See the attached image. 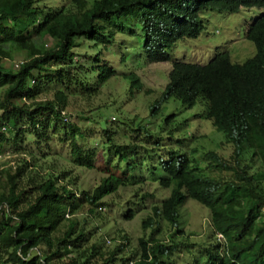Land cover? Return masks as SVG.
Returning a JSON list of instances; mask_svg holds the SVG:
<instances>
[{
	"label": "trees",
	"instance_id": "16d2710c",
	"mask_svg": "<svg viewBox=\"0 0 264 264\" xmlns=\"http://www.w3.org/2000/svg\"><path fill=\"white\" fill-rule=\"evenodd\" d=\"M57 1L0 0V155L9 148L25 156L15 168L0 170V264H178L183 254L192 260L186 264H264V0ZM243 9L261 11L245 31L256 48L254 57L234 63L223 52L206 65L172 60L170 51L178 42L198 39L207 30L204 12ZM127 17L142 24L148 64L172 61L169 82L151 106V116L157 118L171 99L197 108L195 117L224 135L219 147L214 144L202 154L200 148L195 154L166 148L151 128L136 124L137 117L106 116L111 106L92 117L76 116L95 122L100 131L72 121L71 96L91 100L119 79L118 70L101 59L102 51L89 57V69L75 51L78 41L89 50L103 46L109 51L116 20ZM45 38L53 44L45 45ZM19 54L25 59L18 69L5 65ZM121 60L124 64L127 58ZM121 79L131 80L132 93L144 88L138 75L125 71ZM174 118L167 116L165 126ZM120 122L129 132L123 138L117 137ZM61 126L60 141L70 144L74 162L103 174L94 188L82 189L69 169L45 170L34 151L22 153L28 135L49 140ZM90 140L98 151L86 150ZM148 184L170 195L149 209L145 202L155 195L136 191L138 209L125 218L144 212L142 229H152L153 235L140 238L136 248L127 235L116 236L113 244H119L106 251L97 241L102 232L109 237L106 200L121 189ZM188 200L209 210L214 241L201 259L179 226L180 208ZM161 221L174 229L167 240L155 237ZM218 235L224 241H217Z\"/></svg>",
	"mask_w": 264,
	"mask_h": 264
},
{
	"label": "rangeland",
	"instance_id": "374dc122",
	"mask_svg": "<svg viewBox=\"0 0 264 264\" xmlns=\"http://www.w3.org/2000/svg\"><path fill=\"white\" fill-rule=\"evenodd\" d=\"M43 1L47 5H55V0ZM60 1H57V3H60ZM88 1L91 4L94 0ZM260 15L261 11L258 9H243L236 14L211 10L204 12L202 18L207 22V30L198 39H186L178 42L170 51L172 60L206 65L218 53L228 52L234 63L246 62L256 55L255 46L245 38L246 26L252 24ZM116 25L118 32L115 41L108 45L109 51H106L103 46H100L101 50H89L88 46H82V41H78L80 46L75 51L78 52L80 59L86 63L89 69L92 67L88 60L89 57H94L102 51L101 59L109 62L118 70L119 79H113L101 89L99 96L91 100L86 99L82 94L71 96L68 111L72 114V121L79 122L85 129L95 128L100 131L95 122L81 121L76 116L84 113L85 116L92 117L102 109L111 106L110 109L105 111L106 116L110 117L118 112L120 119L123 121L126 118L134 119L137 117L136 124L151 128L156 137L163 139L166 148L183 149L190 154H195L193 152L200 148V154H202L205 148L211 150L216 148L215 146L219 147V144L224 140V135L213 128L210 122L196 118L197 108H185L180 101L171 99L168 103L163 104L161 113L157 118L151 116V106L161 97L162 90L169 82L168 75L172 69V61L158 64H148L146 62L144 33L142 24L138 19L133 17L123 18L122 20H116ZM45 39L43 41L45 45L51 46L53 44L50 39ZM122 57L127 58L124 64L121 60ZM24 59L25 56L19 54L13 61L5 62V65L15 69L16 64L21 63ZM125 71L130 76H139L144 85L142 91L135 90V92H131V80L121 79ZM148 90L152 92L146 93ZM171 115H174L175 118L171 125L166 127L164 120ZM111 121L114 125L118 122L114 119ZM122 124V122L119 123L121 129L118 131V138H123L124 134L129 133L125 125ZM64 129L62 126L59 132H55L56 130L53 129V134L49 140H38L36 137L28 135V139L20 146L21 151L22 153H27V150L34 151L45 170H52V167L71 170L72 176L78 177L82 189H92L100 183L103 174L95 170L82 169L74 162L70 144L60 141ZM85 146L86 150L98 151L100 149L93 140L87 141ZM16 148L15 146L14 149ZM7 150L10 153L0 155V170L15 168L22 161V157H25L11 153L12 150L9 148ZM230 152H232V149L231 151H225L227 155ZM160 176H162V173ZM136 191H139L142 195L146 192L155 195L154 198H148L145 202L149 209L151 206L160 204L170 195L166 190L148 184L142 186V188L135 185L121 189L118 194L109 197L106 200L107 206L105 207L106 212H104L105 225H107L105 230L109 237H105V232H102V239L99 236L97 240L99 245H103L106 251L114 249L119 244V242L113 244V239L116 236L127 235L131 247L136 248L140 238H150L153 235L152 229L146 231L142 229V220L147 216L144 212H139L133 220L128 221L125 218L130 210L137 211L138 209L136 203H134ZM136 202L139 201L136 200ZM180 214L182 219L179 226L185 231L189 241L196 245L194 251L198 253L199 259H201L200 253L204 255V249L214 241V238L210 236L209 210L196 201L188 200L180 208ZM173 230L169 223L161 221L160 230L155 233V237L167 240L170 234L174 232ZM103 238H105L104 241ZM178 259L181 261L178 264H186V262L192 261L187 254L181 255Z\"/></svg>",
	"mask_w": 264,
	"mask_h": 264
},
{
	"label": "built area",
	"instance_id": "2783aa9c",
	"mask_svg": "<svg viewBox=\"0 0 264 264\" xmlns=\"http://www.w3.org/2000/svg\"><path fill=\"white\" fill-rule=\"evenodd\" d=\"M20 64H21V63L16 64L15 69H18V68L20 67ZM113 119H114V118H113ZM114 120H115V119H114ZM65 121H67V119H65ZM218 240H219L220 242L224 241V237H223V235H218Z\"/></svg>",
	"mask_w": 264,
	"mask_h": 264
},
{
	"label": "clouds",
	"instance_id": "9594fccd",
	"mask_svg": "<svg viewBox=\"0 0 264 264\" xmlns=\"http://www.w3.org/2000/svg\"><path fill=\"white\" fill-rule=\"evenodd\" d=\"M217 241H219V240H218V236H217ZM219 242H220V241H219Z\"/></svg>",
	"mask_w": 264,
	"mask_h": 264
}]
</instances>
